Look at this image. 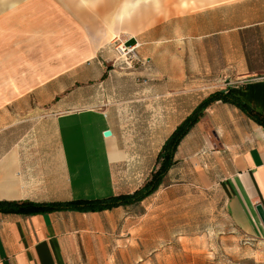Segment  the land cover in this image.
Segmentation results:
<instances>
[{
    "label": "rangeland",
    "instance_id": "374dc122",
    "mask_svg": "<svg viewBox=\"0 0 264 264\" xmlns=\"http://www.w3.org/2000/svg\"><path fill=\"white\" fill-rule=\"evenodd\" d=\"M126 1L0 0V17L13 13L24 26L14 46L24 47L26 60L62 65L59 74L0 107V156L14 143H47L63 111L104 107L125 133L128 159L113 166L116 178L128 187L144 183L165 133L186 112L171 106L187 103L184 87L171 89L165 63L152 64L151 50L164 56L168 44L187 40L189 25L217 22L236 1L261 6V0H153L115 18ZM192 41L186 56L197 59L203 53ZM181 54L180 44L169 47L170 59ZM196 172L192 162L176 164L154 193L110 215L102 238L87 241L70 264H264V241L231 221L226 194L213 177Z\"/></svg>",
    "mask_w": 264,
    "mask_h": 264
},
{
    "label": "crops",
    "instance_id": "0c3cea01",
    "mask_svg": "<svg viewBox=\"0 0 264 264\" xmlns=\"http://www.w3.org/2000/svg\"><path fill=\"white\" fill-rule=\"evenodd\" d=\"M152 1L127 0L115 18L137 13L140 2ZM263 4L261 0L260 7H248L236 1L230 5L227 17L215 19L218 23L189 25L184 35L187 40L168 44L164 56H159L157 47L151 50L152 64L165 63L166 73L172 71L171 89L184 87L181 95L187 101L171 106V110L186 112L173 122L162 143L202 99L217 90L229 89L264 115ZM22 28L20 19L13 13L0 17V107L62 71V65L56 60L49 63L44 59L26 60L24 47L14 46ZM195 38L203 53L197 59L186 56ZM177 44L182 49L181 58L170 59L169 47ZM210 84L217 85L216 90L199 91ZM192 91L196 99L189 103ZM159 95L163 94H156ZM54 128L55 136L49 137L47 143L28 147L14 143L1 154L0 200L47 202L104 198L130 193L142 185L140 182L128 187L116 178L113 166L127 160L128 154L123 146L125 133L114 126L107 108L63 111L57 114ZM106 129L111 131L109 136L103 135ZM157 153L150 170L156 164ZM174 158L176 162L164 182L170 180V171L176 164L192 162L194 169L197 165L198 175L213 177L226 194L225 207L231 221L246 234L264 241V226L256 210L259 204L264 212V128L261 125L237 106L215 101L204 109L200 119L179 142ZM121 208L32 215L0 213V264L73 263L81 248L88 249L87 241L102 238L113 221L108 217Z\"/></svg>",
    "mask_w": 264,
    "mask_h": 264
},
{
    "label": "trees",
    "instance_id": "16d2710c",
    "mask_svg": "<svg viewBox=\"0 0 264 264\" xmlns=\"http://www.w3.org/2000/svg\"><path fill=\"white\" fill-rule=\"evenodd\" d=\"M127 42L133 44V39ZM231 103L237 106L247 116L264 128V115L252 109L249 105L233 95L230 90H217L202 99L198 105L173 129L161 145L156 164L144 183L130 193L111 195L104 198H79L67 201H42L29 200H0V213H16L24 215L45 214L54 211H79L98 212L114 207H127L142 201L154 193L164 182L169 169L175 164V152L179 142L200 119L204 109L215 101Z\"/></svg>",
    "mask_w": 264,
    "mask_h": 264
},
{
    "label": "water",
    "instance_id": "95a60500",
    "mask_svg": "<svg viewBox=\"0 0 264 264\" xmlns=\"http://www.w3.org/2000/svg\"><path fill=\"white\" fill-rule=\"evenodd\" d=\"M110 134H111V131L109 129H106V130L103 131V135L104 136H109ZM256 210H257L258 215H259V217L261 219V222H262V224L264 226V212H263V210H262V208H261V206L259 204L256 205Z\"/></svg>",
    "mask_w": 264,
    "mask_h": 264
}]
</instances>
